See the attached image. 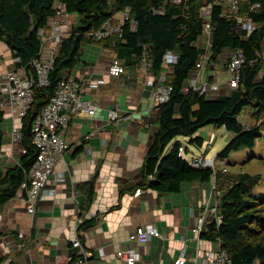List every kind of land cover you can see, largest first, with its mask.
<instances>
[{"label":"crops","instance_id":"0c3cea01","mask_svg":"<svg viewBox=\"0 0 264 264\" xmlns=\"http://www.w3.org/2000/svg\"><path fill=\"white\" fill-rule=\"evenodd\" d=\"M65 16L63 31L67 36L74 22L69 14ZM122 18V14L115 13L112 21L121 22ZM114 34L119 33L108 36ZM201 42L206 49L203 66L195 69L191 77H197L198 83H207L206 97L217 99L231 89L227 65L234 50L227 49L217 61H210L207 50L210 40L203 37ZM10 58L9 49L0 40V71L10 63ZM114 59L113 44L104 47L88 42L82 47L75 66L69 70L68 74L85 84L84 96L97 102L98 108L93 115L77 113L71 116L63 133L68 148L57 160L55 173L46 184L53 193L35 200L34 214L27 212L23 199L26 191L20 189L21 185L13 198L0 203V264H76L78 248L72 241L78 235L84 247L92 252L87 264H124L116 260L114 253L126 245L138 226L145 224L154 225L161 236H153L146 242H132L141 253L137 264H174L183 250L187 256L185 264H192L190 258L197 242L201 255L213 247L214 241L200 236L197 239L192 228L207 201L219 204L218 197H211V185L214 181L217 183L216 171L224 169L217 167V156L232 133L223 126L207 124L188 136L190 146L178 135L165 148L166 154L178 145L184 158L206 157L209 148H213L210 158L214 161L215 174L209 180L183 182L177 192H158L148 186L140 195H133L146 181L142 171L150 142L158 133V105L151 98V86L145 82L149 70L141 60L124 64L119 59L124 71L111 76L108 67ZM171 66L165 64L164 71L170 73ZM262 76L264 68L259 78ZM98 78H103L104 82L97 88L88 86ZM109 109L118 110L119 117L110 119ZM4 111L2 170L17 163L25 153L22 139H15L11 131L13 125L21 127L22 118L11 109ZM251 112L249 109L248 114L239 116L245 128L256 123ZM125 114H131L132 118L123 119ZM221 129L228 137L218 143ZM196 137L198 142L192 140ZM59 173L63 180H58ZM90 185L93 192L87 197ZM219 190L222 194L224 188L219 187ZM86 219H92V223L80 228Z\"/></svg>","mask_w":264,"mask_h":264},{"label":"trees","instance_id":"16d2710c","mask_svg":"<svg viewBox=\"0 0 264 264\" xmlns=\"http://www.w3.org/2000/svg\"><path fill=\"white\" fill-rule=\"evenodd\" d=\"M164 1L113 0L111 6L109 0H0V40L12 56L19 58L16 65L25 67L29 74L35 73L31 62L39 55L42 42L39 30L45 28L49 16L54 15L55 2L62 3L65 13L77 15L71 32L62 39L49 71L48 85L35 89L32 103L21 119L25 153L6 170L0 167V203L13 198L26 179L38 153L31 139L32 122L55 94L62 77L75 66L82 47L88 42L104 47L113 44L116 59L123 60L124 64L139 62L145 55L155 76L166 69L163 56L167 51L177 55L167 76L172 87L169 98L158 104V133L151 140L145 156L142 172L146 181L142 187L149 186L158 192H177L183 182L211 178L212 169L190 166L181 156L178 145L164 153L169 142L178 135L191 136L207 124L223 126L232 137L218 156H226L242 146H252L264 136V76L259 78L264 68V0H239L234 13L220 0H182L178 4L167 0L163 12L154 13L153 8ZM207 4H211L207 49L210 61H217L227 49L238 48L243 50L245 58L238 86L217 99L183 89L206 51L201 45L205 22L201 9ZM254 4L257 6L251 9ZM126 8L135 20L134 29L126 21L119 34L101 40L87 34ZM241 18L250 20L255 28L250 31L239 29ZM245 108L252 111L251 117L256 121L249 128L239 120ZM4 116L5 111L0 107V150ZM192 140L198 142L199 138ZM149 175L153 178L149 179ZM216 180L219 187L224 188L218 205L222 221L219 225L214 220L207 222L200 237L208 241L219 240L230 256L231 264H264V194L253 192L259 177L247 172L233 177L216 171ZM92 192L90 185L87 197ZM91 223L92 219H86L79 227Z\"/></svg>","mask_w":264,"mask_h":264},{"label":"built area","instance_id":"2783aa9c","mask_svg":"<svg viewBox=\"0 0 264 264\" xmlns=\"http://www.w3.org/2000/svg\"><path fill=\"white\" fill-rule=\"evenodd\" d=\"M171 3L178 4L182 0H168ZM228 6L230 12L237 11V4L239 0H220ZM153 8L154 13L163 12L164 4ZM257 6L254 4L251 9ZM56 14L52 15L49 25H51L50 34L41 42L39 55L32 60L34 74L26 72L24 67H18V57L10 58V63L5 67L6 70L0 73V107L3 109H11V111L22 118L29 109L34 96L35 89L43 87L49 83V71L58 55L62 39L66 33L62 30V16L58 17L63 11L64 6L58 2L55 5ZM211 4H207L201 9V15L205 18L203 24V37L205 40L210 38L211 23L209 22ZM65 12V11H64ZM128 21L131 28H135V20L130 16L129 9L123 11L122 23H115L111 19L105 20L99 28L87 32L92 37H104L115 32L120 33L124 22ZM239 29L252 30L255 25L247 18H241L238 23ZM43 28L39 30V34H43ZM205 55V54H204ZM204 55L196 63V69L202 68ZM244 53L241 48L234 50L230 56L227 70L230 74L228 81L231 87H237L241 78V67L244 62ZM177 61V55L171 51H167L163 56V62L166 65H172ZM141 62L145 69L149 70L146 76V84L151 86V98L157 104L165 102L170 95L171 85L167 80L165 72L154 77L150 71L151 63L144 55ZM18 67V68H17ZM124 71V66L119 60L114 59L109 67L108 74L117 76ZM103 78H98L89 83V87L97 88L99 84L103 83ZM185 91L189 89L197 91L200 94H205L208 85L207 83H198L197 77H191L188 84L183 88ZM87 92L86 86L81 81L77 80L71 75L64 76L55 91V94L44 104L38 115L31 125V139L32 143L38 149L37 157L27 174L26 179L21 183V188L26 191V196L23 198L26 202L27 212L34 214V202L37 199H42L45 195H50L53 190L47 189L46 184L49 182L51 176L55 173L54 165L57 160L62 157L68 145L64 139L63 133L69 123L72 115L77 113L94 114L98 108L97 102L86 98L84 93ZM107 115L110 119L119 117L118 110L109 109ZM131 114H125L123 119H130ZM12 135L15 139H21V127L14 126L11 129ZM88 136H86L87 138ZM182 151V148H179ZM192 167H210L215 174V167L213 158H207L204 155L192 156L186 161ZM152 175H149L151 178ZM58 180H63V176L57 174ZM145 187H138L134 190L133 195L138 196L143 193ZM221 195L216 181L211 185V197H218ZM218 201L205 203L203 212L195 219L192 228L193 233L197 239L201 232L205 229L207 221L214 220L216 224L222 221V215L218 211ZM22 237V234H19ZM153 236H161V232L152 224L140 225L136 232L132 234L126 245L117 249L114 253L116 260L124 264H137L141 259L140 251L132 244V242H146ZM213 247L199 254L198 242L195 244V253L191 256L192 264H231V259L228 253L221 247L220 241L215 240ZM72 245L78 248V256L75 260L76 264H87V259L92 255V252L85 248L80 235L75 237ZM187 261L186 251L183 250L179 256L174 260V264H185Z\"/></svg>","mask_w":264,"mask_h":264},{"label":"rangeland","instance_id":"374dc122","mask_svg":"<svg viewBox=\"0 0 264 264\" xmlns=\"http://www.w3.org/2000/svg\"><path fill=\"white\" fill-rule=\"evenodd\" d=\"M56 3H58V2H55V5H56ZM109 4L112 6L113 0H109ZM163 9H164V7H163ZM55 10H57V8H55ZM129 11H130V9H129ZM119 13L123 15V11L119 12ZM119 13H117V14H119ZM55 14H56V12H55ZM65 14L66 13L63 11L60 15H58V17L62 16V19H64V17H66ZM69 15H70L71 22L75 23L74 19H75V17L77 18V15L74 13H73V15L72 14H69ZM51 18H53V17L49 16L48 21H47V26L45 28H43V32H44L43 34L44 35H42V34L40 35L42 42H43L44 38L48 37L50 34L51 25H49V21ZM115 23H122V22L119 21V22H115ZM106 37H108V36L95 37V39L101 40V39H104ZM31 64H32V62H31ZM18 67H21V66H18ZM5 70H6V68L1 69L0 73L5 71ZM164 72H165L166 76H168V72H166V71H164ZM67 75H68V73H66L64 76H67ZM71 76H73V75H71ZM153 76L156 78L159 75L158 76L153 75ZM247 111H249V108H245L244 111L241 112V115L243 113L248 114ZM260 121H258V122H260ZM180 137L182 138L181 141L184 144H186L187 146H190L188 136L181 135ZM227 137H228V133L224 129H221V134L217 137L216 142L222 143L225 139H227ZM213 154H214V149L209 148V150L206 154V157L210 158L213 156ZM217 157H218L217 167H219L220 169H222V168L226 169V170L223 169L221 171L226 176L230 175V176L234 177L236 174L241 173V172H247V173L252 174V175H257L259 177V180L256 183V185L253 187V192L256 194H264V136H262L261 138L256 140V142L252 146H242L237 150L231 151L226 156H220L219 155ZM152 178H153V176L149 179H152ZM225 184H227V183H225Z\"/></svg>","mask_w":264,"mask_h":264},{"label":"bare ground","instance_id":"6f19581e","mask_svg":"<svg viewBox=\"0 0 264 264\" xmlns=\"http://www.w3.org/2000/svg\"><path fill=\"white\" fill-rule=\"evenodd\" d=\"M66 22V20L65 19H62V23H65ZM61 23V24H62ZM62 30H63V24H62ZM10 51V50H9ZM10 53H11V51H10ZM11 56H12V53H11ZM12 57H14V56H12ZM174 64V63H173ZM172 64V65H173ZM228 71V70H227ZM228 74H229V72H228ZM229 79H230V74H229ZM229 81V80H228ZM229 84V83H228ZM229 87H231L230 85H229ZM231 88H234V87H231ZM96 112V111H95ZM81 113H83V112H81ZM87 114V113H86ZM75 115V114H74ZM90 115V114H89ZM93 115V114H92ZM114 120V119H113ZM180 148V147H179ZM179 152H180V154H181V156H183L182 154H183V151H180V149H179ZM188 158H190V157H188ZM188 158H184L186 161H187V159Z\"/></svg>","mask_w":264,"mask_h":264}]
</instances>
